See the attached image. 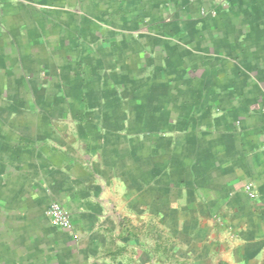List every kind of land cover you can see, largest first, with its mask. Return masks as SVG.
<instances>
[{
  "label": "crops",
  "instance_id": "crops-1",
  "mask_svg": "<svg viewBox=\"0 0 264 264\" xmlns=\"http://www.w3.org/2000/svg\"><path fill=\"white\" fill-rule=\"evenodd\" d=\"M0 264H264V0L6 2Z\"/></svg>",
  "mask_w": 264,
  "mask_h": 264
},
{
  "label": "built area",
  "instance_id": "built-area-1",
  "mask_svg": "<svg viewBox=\"0 0 264 264\" xmlns=\"http://www.w3.org/2000/svg\"><path fill=\"white\" fill-rule=\"evenodd\" d=\"M8 1L9 0H0V14L5 3ZM247 190L249 192H252V187L248 186ZM48 216L51 219L52 224L57 228L67 229L71 227L70 214L59 202H55L52 204L48 211Z\"/></svg>",
  "mask_w": 264,
  "mask_h": 264
},
{
  "label": "rangeland",
  "instance_id": "rangeland-1",
  "mask_svg": "<svg viewBox=\"0 0 264 264\" xmlns=\"http://www.w3.org/2000/svg\"><path fill=\"white\" fill-rule=\"evenodd\" d=\"M167 20H172V17H170L169 19H167Z\"/></svg>",
  "mask_w": 264,
  "mask_h": 264
}]
</instances>
